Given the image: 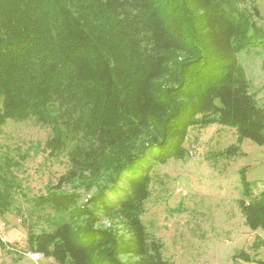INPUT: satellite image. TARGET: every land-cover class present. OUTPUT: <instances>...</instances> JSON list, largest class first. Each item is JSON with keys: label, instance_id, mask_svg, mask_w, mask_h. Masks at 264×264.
<instances>
[{"label": "trees", "instance_id": "1", "mask_svg": "<svg viewBox=\"0 0 264 264\" xmlns=\"http://www.w3.org/2000/svg\"><path fill=\"white\" fill-rule=\"evenodd\" d=\"M254 47L264 48V27L238 0H0V129L29 120L50 129L43 147L18 145V160L6 155L0 163V214L21 189L12 166L41 150L67 157V171L36 202L60 222L40 233L30 227V250L62 264H121L115 236L93 225L94 208L123 213L142 228L149 160L185 158L190 128L215 123L235 128L239 141L264 145V104L239 61ZM139 164L147 170L116 204L107 196L112 185L88 198L93 210L76 207L79 193L63 190L100 167L113 170L114 184ZM241 178L251 195L243 170ZM240 205L246 223L264 229V191ZM67 213L86 216L85 224L64 220ZM106 244H113L108 253H92ZM153 247L154 263L171 264ZM240 255L243 264H264Z\"/></svg>", "mask_w": 264, "mask_h": 264}, {"label": "rangeland", "instance_id": "2", "mask_svg": "<svg viewBox=\"0 0 264 264\" xmlns=\"http://www.w3.org/2000/svg\"><path fill=\"white\" fill-rule=\"evenodd\" d=\"M238 1L264 27V0ZM239 61L250 79V92L264 104V48L241 52ZM49 135L50 129L33 120L9 121L0 129V163L5 167L6 155L18 160V145L26 149L40 142L43 147ZM184 145L185 158L162 163L149 160L150 194L140 215L142 228L135 227L123 213L94 208L97 220L93 225L116 238L120 252L116 259L121 264H161L152 261L157 249L151 247L155 245L162 259L171 264H243L241 253L264 260V229H252L240 205L242 199L254 200L264 191V145L250 139L239 141L235 128L218 123L191 127ZM231 146L239 148L236 155L225 154ZM123 155L117 152L115 158ZM68 168L67 157L49 158L42 150L30 155L26 163L11 167L10 176L21 189H14L10 211L0 214V264H62L54 256L31 251L28 237L30 227L40 233L60 222L52 208L36 202ZM146 170L141 164L131 166L113 184V170L100 167L67 182L63 190L79 193L75 206L84 207L91 195L112 185L107 196L116 204L131 189V179L136 181ZM241 170L251 184V195L244 192ZM87 207L93 210L91 205ZM85 217L74 219L67 213L64 220L78 227L85 224ZM96 247L92 253L102 256L113 244Z\"/></svg>", "mask_w": 264, "mask_h": 264}]
</instances>
